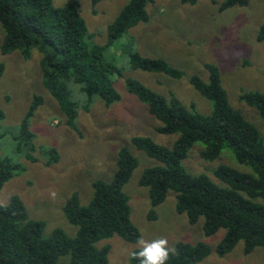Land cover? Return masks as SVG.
Returning a JSON list of instances; mask_svg holds the SVG:
<instances>
[{
    "label": "trees",
    "instance_id": "1",
    "mask_svg": "<svg viewBox=\"0 0 264 264\" xmlns=\"http://www.w3.org/2000/svg\"><path fill=\"white\" fill-rule=\"evenodd\" d=\"M55 0H0V25L3 37L0 54L18 51L29 59L34 51L40 55L39 66L42 84L55 99L65 117V125L77 131L76 109L79 100L73 101L69 86H79L89 106L94 98L104 105L119 100L110 77H121L118 67L104 56L106 45L91 44L86 24L75 2L54 7ZM103 0H91L92 6ZM153 0H130L122 7L115 20L107 28V39L113 44L124 32L147 21L145 7ZM193 5L197 0H180ZM249 0H223L219 10L248 4ZM258 42L264 40V22L259 28ZM130 66L145 72L162 73L180 79L182 73L160 59L129 56ZM208 82L191 78L190 84L198 94L210 102L207 115L197 112L194 105L184 106L170 95L160 96L132 79H126L127 92L147 106L148 113L160 126L157 132L177 135L171 148L156 144L148 137H133L132 146L159 162V166L145 169L139 186L146 188L153 208L164 202L167 192L175 193V210L184 214L191 224L203 218L206 237L219 230L225 234L216 247L219 257L229 254L239 241L244 242V254L255 248L264 250V139L258 129L228 101L221 85L217 69L207 67ZM4 66L0 64V78ZM239 101L253 108L264 119V95L259 92H241ZM40 97H33L31 105L18 127L15 153L24 155L31 163L36 161L35 135L30 131V120L41 105ZM3 114L0 112V121ZM201 143L199 155L206 162L218 158L223 150H229L236 162L248 166L253 174L241 173L220 165L210 170L217 183L205 174L192 175L182 162L191 148ZM41 150V151H40ZM46 158L45 166L58 162L55 149L40 148ZM137 167V160L126 149H120L116 170L109 183L96 180L92 183V196L81 205L78 194L67 198L62 212L67 222L75 227L76 236L68 237L55 229L45 236V223L29 218L23 201L16 195L5 206L0 205V264H108L109 247L98 249L96 243L118 236L128 243H137L138 230L130 221L128 197L123 187ZM24 168L9 157L0 156V190L16 173ZM150 211L149 218H154ZM168 264H196L210 254L203 243L194 245L178 243ZM136 251V250H135ZM134 252V251H133ZM132 252V253H133ZM129 264L138 261L129 258Z\"/></svg>",
    "mask_w": 264,
    "mask_h": 264
},
{
    "label": "rangeland",
    "instance_id": "2",
    "mask_svg": "<svg viewBox=\"0 0 264 264\" xmlns=\"http://www.w3.org/2000/svg\"><path fill=\"white\" fill-rule=\"evenodd\" d=\"M129 1L103 0L95 6L91 0L53 2L54 7H63L68 2L77 4L91 35L89 42L106 45L108 51L104 53V59L121 71L120 78H109L119 100L108 106L99 98L85 106L87 98L79 91V86H69L72 100H79L77 131L65 125L57 102L42 84L39 53L34 51L29 59H24L18 51L0 54V64L4 66L0 78V112L3 114L0 156L9 157L24 168V172L16 173L3 185L0 205H7L9 198L16 195L23 201L30 219L45 223V236L60 229L74 238L77 230L62 212L67 198L77 193L81 205H86L92 196V183L112 180L118 153L126 148L137 160V167L123 187V193L128 197L130 221L140 239L167 238L172 248L178 243H203L210 249V254L196 264H264V250L255 248L246 255L243 241H239L229 254L219 257L216 247L225 231L221 229L206 237L203 218L191 224L184 214L176 212L174 192L168 191L159 206H151L147 189L138 182L145 169L160 164L135 149L131 139L148 137L156 144L171 148L177 135L158 133L159 121L148 113L145 104L127 92L125 85L126 79H132L166 99L172 95L184 106L194 105L197 112L207 115L211 104L198 94L190 80L198 78L208 82L207 67L214 66L231 107L253 124L264 139V119L239 101L241 92L255 91L264 95V40L258 42L256 39L264 22V0H249L246 6L224 11L219 10L223 0H197L193 5L182 4L180 0H153L145 7L147 21L127 29L121 38L109 44L107 28ZM2 37L0 25V45ZM131 54L163 60L180 71L182 77L174 79L162 73L133 69L129 60ZM35 96L40 97L42 103L30 120L36 146L33 153L36 161L31 163L24 155L15 153V142L19 124ZM44 147L56 150V164L45 166L46 158L39 151ZM202 149L201 143L195 144L182 162L188 173L205 174L215 183L217 180L209 171L220 165L253 174L250 167L238 164L229 150H223L218 158L206 162L199 155ZM53 191L55 199L50 197ZM150 211L154 212V218L148 217ZM103 246L109 247L108 264H129L138 245L113 236L96 243L98 249Z\"/></svg>",
    "mask_w": 264,
    "mask_h": 264
},
{
    "label": "clouds",
    "instance_id": "3",
    "mask_svg": "<svg viewBox=\"0 0 264 264\" xmlns=\"http://www.w3.org/2000/svg\"><path fill=\"white\" fill-rule=\"evenodd\" d=\"M50 197L55 199L56 193L50 192ZM137 250L131 256L138 261V264H168L175 249L169 246L167 238H157L151 241L139 239Z\"/></svg>",
    "mask_w": 264,
    "mask_h": 264
}]
</instances>
